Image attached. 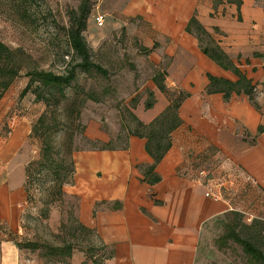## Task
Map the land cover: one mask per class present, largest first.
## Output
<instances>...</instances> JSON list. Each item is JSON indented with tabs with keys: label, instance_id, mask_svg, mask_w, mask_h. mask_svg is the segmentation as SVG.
<instances>
[{
	"label": "crops",
	"instance_id": "1",
	"mask_svg": "<svg viewBox=\"0 0 264 264\" xmlns=\"http://www.w3.org/2000/svg\"><path fill=\"white\" fill-rule=\"evenodd\" d=\"M131 2L133 14L150 22L148 31L159 45L149 47L151 58L158 64L169 60L165 65L168 89L189 94L179 110L182 126L156 167L159 183L143 181L138 166L151 165L153 159L146 151V140L132 136L127 149L76 153L74 184L67 190L79 198L81 223L96 230L112 249L110 264H197L210 225L232 211L233 204L211 172L207 178L195 175V164L221 159L220 170L232 169L241 183L249 182L254 192L262 193L264 133L258 130L264 126V111H258L246 96L234 95L226 102L222 94L206 93L208 74L231 81L237 77L204 55L186 27L196 15L240 70L261 88L264 0H243L240 9L226 2L214 8L212 0ZM154 94L152 109L134 111L145 124L170 104L160 91ZM30 133L27 121L21 120L7 139H0V221L12 227L27 202L26 176L17 183L20 164H14L26 150ZM30 162L29 154L21 165L26 169ZM116 202L121 205L118 209L112 207ZM0 264L28 261L13 241L0 240Z\"/></svg>",
	"mask_w": 264,
	"mask_h": 264
},
{
	"label": "rangeland",
	"instance_id": "2",
	"mask_svg": "<svg viewBox=\"0 0 264 264\" xmlns=\"http://www.w3.org/2000/svg\"><path fill=\"white\" fill-rule=\"evenodd\" d=\"M86 1L91 14L84 35L93 61L107 69L109 76L89 74L77 68V80L66 91L69 100H63L58 107L51 100V108L48 109L45 102L37 101L36 94L32 92L34 89L44 91L40 83H35L32 90L21 97L30 81L25 70L0 100V139H7L9 127L14 128L21 120L27 121L32 130L39 118L49 111V115H53L50 127L63 129L68 135L74 134L73 149H77V153L94 151L106 147L107 143L114 148L127 145L129 133L136 129L130 113L139 109L141 113L148 111L145 109L148 91L159 93L153 77L169 62L166 58L158 64L151 58V53L143 50L150 49L156 42L148 31L150 22L144 16L133 14L131 0H46L30 9L28 14L22 9L24 0H0V40L13 49L25 51L28 68L65 74L78 61L70 52L66 35L70 25L69 13ZM97 16L104 17L103 26L97 25ZM83 89L99 93L102 101H87L81 109V119L74 124L69 104L79 99L78 92ZM64 131L58 133L56 139L57 147L62 149L67 147ZM40 150L41 141L30 136L26 150L14 164H20L16 170L17 183L23 182L25 176L21 164L29 154L31 161H37ZM198 163L201 165L195 164V175H199L204 167L210 171L219 189L232 199V211L240 213L242 218L234 217L230 211L210 225L197 264H250L241 246L234 241H229L221 249L218 242L227 233V225L235 220L245 225L260 221L262 228L242 229L239 224L238 230L244 235L256 232L264 241V190L256 193L249 182L241 183L232 169L220 170L221 159ZM34 180L28 186L29 198L20 208L16 227L0 221V240H11L20 245L28 264H110L112 249L104 244L96 230L91 234L74 231L70 227L63 230V224L74 223L76 227L75 221L81 222L79 198L68 192L69 185L63 187L64 192L56 202L48 204L56 188L54 173L39 174ZM30 242L53 247L73 244L75 249L71 257H65L54 255L45 247L29 249Z\"/></svg>",
	"mask_w": 264,
	"mask_h": 264
},
{
	"label": "trees",
	"instance_id": "3",
	"mask_svg": "<svg viewBox=\"0 0 264 264\" xmlns=\"http://www.w3.org/2000/svg\"><path fill=\"white\" fill-rule=\"evenodd\" d=\"M46 0H24L23 12L29 13L30 9L34 6H40ZM214 8H217L220 4L228 3L237 5L238 9L241 8L243 0H212ZM91 14V7L89 3L83 2L77 10H71L69 13L70 25L66 31L67 40L69 44L70 52H73V57L77 59V63L71 67L65 74H55L50 71L30 69L27 66L28 58L25 51L21 48L13 49L0 40V100L5 93L10 89L14 81L22 76L26 70L25 76L30 78L29 84L23 90L21 97L26 96L35 83H40L44 89L32 92L36 94L37 101H44L47 108H51L50 101L54 100L56 107L62 105L63 100H69L66 93L67 89L73 87V83L77 80L76 69L81 68L86 73H96L104 77L109 76L107 69L100 64L95 63L92 59V51L86 41L84 33L87 30L88 20ZM186 32L194 36L199 43V47L204 55L210 58L223 70L233 73L236 77V81H231L225 78H220L208 74L209 84L206 87V93L222 94L224 100L229 102L234 95L246 96L252 105L260 112L264 111V83L261 88L259 85L254 84L247 75L240 70L238 65L230 58V56L222 49L214 34L210 33L194 15L187 27ZM218 29L215 33H218ZM159 45L155 43L154 49ZM147 53H151L153 49L143 48ZM168 72L166 67L161 71H158L153 77V83L157 89L164 94L170 101L167 108L159 114L149 124L143 123L135 113H130V116L135 123L136 129L129 133L130 137H138L146 140V151L153 159V163L147 166H138L143 175V181L151 185L157 184L161 181V177L155 172L158 164L165 158L170 149L172 148V136L182 126V120L179 115V110L182 103L189 97V94L184 92H174L168 89L166 85V79ZM39 87V89L41 88ZM38 90V88H37ZM49 94L48 96L46 95ZM79 99H75L69 105L72 107L71 122L74 124L81 119V109L84 107L87 101L94 103H100L102 101L101 95L95 91H86L85 89L78 92ZM263 97V98H261ZM155 94L153 91H148V99L145 103V109L150 110L155 104ZM136 103V101H134ZM53 115H49V111L45 112L38 120L36 125L33 126L30 136L37 138L41 141L40 158L37 161H31L28 163L25 169V183L24 187L29 198V184H32L34 178L39 174L54 173L56 180V188L54 189V196L48 204L54 203L58 200L64 190V186H71L74 184V177L76 173V164L74 155L78 152L77 149H73L74 134L68 135L63 129H57L50 127L51 118ZM56 117L53 120L57 122ZM10 130L6 136L12 134L13 127H9ZM65 132L67 147L66 149L58 148L56 145V139L58 133ZM259 134L264 133V126H260L258 130ZM4 136V137H6ZM29 136V138H30ZM6 137V138H7ZM128 143L123 148H114L107 143L106 147L100 149H93L94 151H115L120 149H127ZM211 153V152H210ZM65 155V156H64ZM201 165V164H197ZM206 169L205 167L203 168ZM202 169V170H203ZM201 171V170H200ZM207 171V177H210V171ZM206 177V178H207ZM99 205V204H97ZM120 203L113 204L114 209L120 208ZM234 217L241 219L242 215L236 211H231ZM240 221H234L227 225L228 231L223 235L218 246L225 247L229 241H234L241 246L245 256L248 258L250 264H264V241L260 239L256 232L252 234L244 235L242 231L238 230ZM74 223H66L62 225L63 230L68 227L74 231H81L88 234L95 233V230L85 226L79 221ZM242 226V227H241ZM242 229H252L253 227H261L260 221H253L252 225H240ZM19 249H22L20 245H17ZM41 247H45L49 252L54 255H62L65 257H71L75 249L73 244H65L61 247H53L51 245H39L37 242H30L27 248L37 250ZM112 258V255L110 256Z\"/></svg>",
	"mask_w": 264,
	"mask_h": 264
},
{
	"label": "built area",
	"instance_id": "4",
	"mask_svg": "<svg viewBox=\"0 0 264 264\" xmlns=\"http://www.w3.org/2000/svg\"><path fill=\"white\" fill-rule=\"evenodd\" d=\"M96 23L98 26H103L104 17L103 16H97L96 17ZM207 174H208L207 171L204 169L199 172V176H201V177H207Z\"/></svg>",
	"mask_w": 264,
	"mask_h": 264
}]
</instances>
